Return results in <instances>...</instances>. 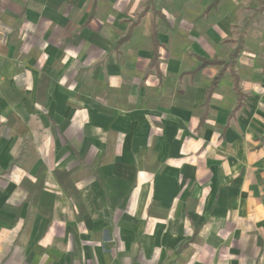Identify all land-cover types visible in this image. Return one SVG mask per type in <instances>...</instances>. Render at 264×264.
I'll use <instances>...</instances> for the list:
<instances>
[{
  "label": "crops",
  "instance_id": "crops-1",
  "mask_svg": "<svg viewBox=\"0 0 264 264\" xmlns=\"http://www.w3.org/2000/svg\"><path fill=\"white\" fill-rule=\"evenodd\" d=\"M185 12L0 0V264H264L257 61Z\"/></svg>",
  "mask_w": 264,
  "mask_h": 264
},
{
  "label": "rangeland",
  "instance_id": "rangeland-1",
  "mask_svg": "<svg viewBox=\"0 0 264 264\" xmlns=\"http://www.w3.org/2000/svg\"><path fill=\"white\" fill-rule=\"evenodd\" d=\"M211 1L180 0L181 7L187 10L183 15L180 14V18L183 16L184 20L194 21L201 32H209L226 14L231 15L234 22L226 33L229 37H239L244 29L247 30V55L257 61L253 68L259 77L256 90L264 93V14L257 12L261 0H238L235 8L231 0H223L219 11L212 10L209 14H203Z\"/></svg>",
  "mask_w": 264,
  "mask_h": 264
},
{
  "label": "trees",
  "instance_id": "trees-1",
  "mask_svg": "<svg viewBox=\"0 0 264 264\" xmlns=\"http://www.w3.org/2000/svg\"><path fill=\"white\" fill-rule=\"evenodd\" d=\"M239 49H240V47L238 48V51H239ZM238 51H236L234 57L237 56ZM216 62H217V61H215V60L203 59V60H202V65H206V64H210V63H216ZM232 62H233V61H232ZM236 89H237L238 95H239V97H240V100H242V99L244 98L245 95H244V93L241 91V89H240V87H239L238 84H237V86H236Z\"/></svg>",
  "mask_w": 264,
  "mask_h": 264
}]
</instances>
